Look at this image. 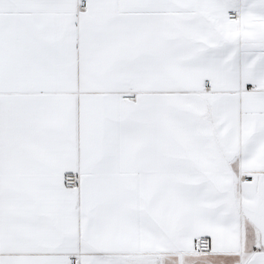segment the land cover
Instances as JSON below:
<instances>
[{
  "label": "snow or ice",
  "instance_id": "obj_1",
  "mask_svg": "<svg viewBox=\"0 0 264 264\" xmlns=\"http://www.w3.org/2000/svg\"><path fill=\"white\" fill-rule=\"evenodd\" d=\"M0 264H264V0H0Z\"/></svg>",
  "mask_w": 264,
  "mask_h": 264
}]
</instances>
